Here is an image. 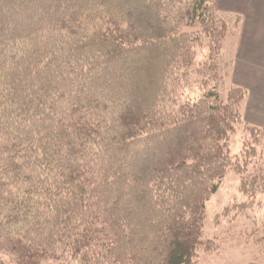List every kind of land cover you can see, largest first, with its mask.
Returning <instances> with one entry per match:
<instances>
[{
    "label": "trees",
    "instance_id": "16d2710c",
    "mask_svg": "<svg viewBox=\"0 0 264 264\" xmlns=\"http://www.w3.org/2000/svg\"><path fill=\"white\" fill-rule=\"evenodd\" d=\"M215 4L0 0V264H196L208 200L264 137L245 89L193 68L226 33Z\"/></svg>",
    "mask_w": 264,
    "mask_h": 264
},
{
    "label": "rangeland",
    "instance_id": "374dc122",
    "mask_svg": "<svg viewBox=\"0 0 264 264\" xmlns=\"http://www.w3.org/2000/svg\"><path fill=\"white\" fill-rule=\"evenodd\" d=\"M210 6L212 7V4ZM215 7L217 12L213 9V17L217 20L220 29L226 22V33L214 47L208 38L203 40L202 45L196 47L198 54L196 55V67L193 68L195 71L202 69L206 75H210L211 65H219L218 79L208 76L207 84L217 86L226 98L228 90L234 86L231 84L230 73L242 20L241 16L235 12L221 11L216 4ZM190 30L195 32L200 28ZM189 78L188 88L181 89L180 93L184 94L183 99H198L204 79L195 72H190ZM208 85L205 86L209 87ZM246 134L244 126L237 128L236 134L231 139L230 152L233 155L239 154L241 147H244V141L247 140L246 145L251 146V143L256 140L259 141L260 146L257 149L259 156L257 155L251 161L249 169L246 168L247 171L243 174L230 170L222 180L218 192L208 200L203 239L205 242L212 241V243L208 242L207 246L202 245L199 248L196 264H248L252 260L264 263V183L259 182L258 190L252 189L251 186L248 192H242L243 180H247L250 184L253 178L261 173L260 169H262L264 159V137L259 134L249 142ZM241 158H239L240 164L243 166L244 156ZM0 256H2L1 252Z\"/></svg>",
    "mask_w": 264,
    "mask_h": 264
},
{
    "label": "crops",
    "instance_id": "0c3cea01",
    "mask_svg": "<svg viewBox=\"0 0 264 264\" xmlns=\"http://www.w3.org/2000/svg\"><path fill=\"white\" fill-rule=\"evenodd\" d=\"M216 5L241 16L230 80L247 91L242 110L245 122L264 129V0H216ZM248 264L264 263L252 260Z\"/></svg>",
    "mask_w": 264,
    "mask_h": 264
}]
</instances>
